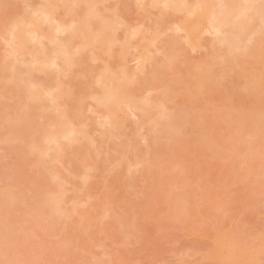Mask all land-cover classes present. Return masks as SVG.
Wrapping results in <instances>:
<instances>
[{"label": "rangeland", "instance_id": "1", "mask_svg": "<svg viewBox=\"0 0 264 264\" xmlns=\"http://www.w3.org/2000/svg\"><path fill=\"white\" fill-rule=\"evenodd\" d=\"M0 1L4 6L7 5L6 9L2 7L4 14L0 13L2 65L7 58L4 53L8 48L5 42L8 37L4 39V27L9 26L10 18L15 16L17 11H21L24 3L22 0ZM37 1L39 0H33ZM138 3V0H107L100 5L101 9L114 5L119 9L120 20L128 23L126 26L129 25L130 28L126 30V26V29L122 27L124 23H121L122 28L120 27L115 35L119 43L115 41L113 48L111 47V55L103 54L102 58L107 60L113 69L120 70L119 67L124 64L130 69L139 68L142 63H139L136 55H139L141 49H134L133 46L139 44L143 36H151V28L153 30L158 21L161 28L159 27L160 31L157 32L161 35L156 41L157 45H154L158 48H150L155 60L147 64L143 71L138 72L134 78L135 82L129 83V89L126 91L156 100L161 106L159 109L161 114H164L163 118L167 116L165 114H169L167 120L161 117L162 126L171 120L170 116H183L178 114L182 106H193L194 109L189 114L187 112L186 124L183 126L179 123L180 127L176 126L175 130L174 125L178 122L172 127L174 118L169 122L171 128H162L159 123L156 124L158 127L154 126L153 129L149 124L139 127L137 121L140 113L135 111V114H132L130 110V113L128 110L121 111L119 122L115 125L103 116L105 107L98 104L101 98L96 95L101 87L93 81L97 71L101 68L103 70L105 62L101 59L91 60L93 57H89V54L93 47H88L81 53L82 56L80 55L83 60L80 56L77 59L79 63H76L72 73L62 77V85L73 87L71 90L74 95L65 97L61 102L68 105L67 109L70 108L76 126L85 129L83 131L86 133L88 131L87 137L91 140H81L82 145L72 141L73 144L70 145L69 140L63 139V142L60 141L63 148L60 146L56 149L55 141L47 139L50 140L48 142L45 139L44 142L51 150L48 145L43 144L48 148V156L41 158L37 151L28 149L27 143L32 141L30 139L33 136L36 138L33 137L34 140L42 137L41 122H44V116L47 118L50 113H41V118L38 114L41 111L33 110L40 105L43 98H40L42 101L36 99L37 104H33V109L28 108L30 99L25 93V74L18 72L11 76V70L3 66L4 69H0L2 84L5 86L0 98V227L3 229L2 224L7 227L0 233V264H264V248L256 251L247 247L253 236L261 234L264 230V185H261L264 183V159L260 155L256 163L250 164L246 170L240 168L243 164L241 153H245V150L249 152V148L251 152L255 150L247 144L251 138L249 132L257 123L254 119L259 114H264V94L261 95V100L256 99L253 92H246L244 89L243 91L241 84L244 77L239 75L243 70L227 69V63L230 64L227 59L231 51H235V47L237 50L238 46H246L244 42L248 43L247 39L252 38L248 45L257 46L262 56L243 57L242 64L250 79L264 77V22L254 16L256 19H253L252 24L258 33L255 32L256 34L249 37L243 32L245 25H237V30L236 26L232 27L243 37L242 43L227 42V32H223V35L206 32L195 39L193 47L185 42V32L175 33L172 30L175 22L184 19V13H173L170 9L164 18L156 20L160 9L151 7L148 0H144L146 10H141L138 9ZM219 9L226 10V6ZM62 12L63 10L61 14ZM237 18H232V21ZM231 23L235 25L234 21ZM230 28L231 26L228 29ZM125 37L131 40V46L126 60H123L119 57V52ZM171 44L174 47L169 52L176 57L169 59L166 66L161 67L158 63L164 61L165 46ZM212 44L216 45L215 49ZM159 48L163 53L157 52ZM11 57L6 61H13ZM204 59L212 62H204ZM79 64L83 66L80 67ZM198 66L205 70L199 78H194V68ZM159 67V78L153 77L151 70L160 69ZM210 69L214 72H210ZM224 69L226 70L223 77L219 76L220 71L223 73ZM79 70L89 74L86 79L78 74ZM174 80H177L176 87L171 84ZM55 84V80L50 82L51 86ZM198 84H204L202 91L198 90ZM189 88L196 92V96L190 98L191 100L188 96H183L187 91L192 95ZM165 91L166 94L162 96ZM257 93H264V80ZM254 108H257V115L253 116L252 121H247L242 129L241 122L247 119V114L242 118L243 112H252ZM181 109L179 112L184 110ZM238 110L243 112L239 113ZM49 119L48 125L46 124L48 128L51 126V130L57 129V126L53 128L54 125ZM43 124L45 126V122ZM35 125L40 128L35 127L38 131L34 134ZM167 129L173 130L171 134L170 131L166 132L168 136L162 133ZM175 134L180 135L176 137ZM37 142L43 143L39 140ZM27 149L30 150L29 153ZM80 151L82 154L89 152L91 157L84 154L83 156L93 158L95 161L90 160L95 166L89 159H84V163ZM122 152L132 160L134 167L129 165L127 160L118 163L123 158ZM150 157H153V160L155 157L156 163L158 161L162 164V173L155 171V162L153 163ZM176 163H180L181 167L188 165L187 171L180 174ZM85 173L90 176L91 181L87 178L88 183L81 179L87 175ZM177 175H180L188 186L191 185L187 193L183 187L177 188L181 180L179 178L176 180L178 182H175L176 190L170 192L172 180ZM28 189H33L34 192ZM30 191L35 195L30 194ZM56 194L61 202L63 200V211L59 212V216L57 212L51 215L54 208L52 212L53 206L46 202L48 195ZM60 194L64 195V199ZM8 199L13 200L9 205L6 204ZM40 202L46 206L44 204L42 208V204L38 205ZM41 208L48 212L42 213ZM180 208L185 210L183 215ZM173 210L175 215L172 214ZM44 217H47V220ZM120 220L122 222H117ZM46 226L51 228L46 230ZM236 233L242 244L239 247H231L230 236ZM247 236L251 239L247 238L248 244L245 240ZM256 242L261 243V239ZM16 259L21 262L17 263Z\"/></svg>", "mask_w": 264, "mask_h": 264}, {"label": "bare ground", "instance_id": "2", "mask_svg": "<svg viewBox=\"0 0 264 264\" xmlns=\"http://www.w3.org/2000/svg\"><path fill=\"white\" fill-rule=\"evenodd\" d=\"M22 1L24 3V6L21 9V11H17L15 13V16L10 18L11 20L9 21V26L4 27V29H5L4 33L6 32L4 35L5 36L4 39H6L8 37L5 40V42L7 43L8 48H9V49L7 48L5 50L4 56L7 58H9V56H12L14 59L11 57V59L13 61H6V59H7L6 58L5 63L2 62L3 64L0 65V69H2V68L4 69L3 66H5L7 69H10L11 70L10 73L12 72L11 76L15 75V73H18V72L20 74H25V76H26L24 79L25 80L24 84L26 86V92L25 93L27 94V96L30 99L29 103H27V105L29 106L28 108L33 109L34 105L37 104L36 103L37 100L39 99L40 101H42L41 99L43 98L44 103L42 101L40 103V105L38 107L36 106L33 110L38 109L39 112L41 111L40 113H38L39 115L41 113L42 114L50 113L51 115L49 114L48 117L49 116H51L52 118L54 117L53 118L54 123L51 120L52 118L49 119L48 117L46 118L45 116H44V119H46V120L39 119L42 121L44 120L46 127L43 124L44 122L36 121V122H41V124L43 126V128H41L42 129V137L41 138L43 140L41 141L40 140L41 138L40 139L38 138V140L40 142H43V143L39 144V142H37L38 140L33 139V137H34L33 136L32 139H30L32 141H29L30 143L29 142L27 143V145L29 146V147L27 146L28 149L30 148V150L37 151L39 154V157L44 158V156H46V157L48 156L47 155L48 154V148L51 150V147H49V145L44 142L45 139H46L45 141H48V142L50 140L55 141L57 143L56 149H59L60 146L63 148V144L60 143V141L63 142V139L69 140L68 143L70 145L73 144V142L74 143L80 142L79 144L82 145L83 140H84V142L86 139L91 140V138L87 137V136H89L87 130H86L87 131V133H86L85 131H83L85 129H79L76 126L74 119H73V116L71 115V112L69 110L70 108L68 107V109H67L68 105L66 103L62 104L63 99L65 97L67 98V97H71L72 94L74 95V93H73L74 91L71 90V88L73 89V87L69 88L66 86V84L62 85L63 82H61V81H63V79H62L63 76H67V75L72 73L76 63L77 64L79 63L77 59H79L82 56L83 52L88 47H93L92 51L90 50L91 48L89 49V53L91 51L90 54L92 55V56H90V54H89V57H93V58H91V60L96 61L98 59L99 60L101 59L105 62V65L103 66V70L101 68V70L97 71V73L95 72L96 73L95 76L93 75L94 76L93 81H95V83L101 87L100 91H98L96 95H98L97 97H99V99L101 98V102L98 104H102V106L105 107V111L103 113L104 117L108 118L109 120H111V122H114V124L116 125L119 122V118H120L119 114L121 113V111L126 112L127 110L128 111L130 110L132 114H135L134 112L138 111L140 113L139 119L137 121L138 122L137 125L139 127H143L144 124H149V125H151L150 126L151 129H153V127L155 126V128H156V126H157L156 124L159 123V125H161L162 128H163V126H164V128H166V127L171 128V125L169 124V122L172 120V118H174V116H172V117L170 116L171 120L167 123L168 125L164 124L162 126L163 122H160V119L163 118L164 114H161L162 113V111L160 110L161 106L158 105V102H156V100H154V99L151 100L148 97L136 94L134 92H127L126 91L127 89H129V86H128L129 83L135 82L134 78L136 77L138 72L143 71L144 68H147V66H146L147 64H151L155 60L154 59L155 56L151 55L152 52H150V50H151L150 48L154 47V45H157L156 41H158V37L161 35V34L159 35L157 32L158 30L160 31V29H159L160 23H157L158 21L156 22L155 27L153 26L154 29L152 30V28H151V32H152L150 34L151 36H147V37L145 36L146 38L143 36L142 40L139 41L140 43L136 44V46L135 45L133 46L134 49H136V48L141 49L140 53H138L139 55L138 56L136 55V59L138 58L139 63L140 64L142 63L143 67H141L142 66V64H141V66L139 67L140 69L139 68L130 69L126 64H124V65H121V67H119L120 70H118V69H113L112 66H110V63L107 60H104L102 58L103 54L111 55V49L113 48L112 45L114 44L115 41L118 42V40H119L118 38L117 39L115 38L116 37L115 35L118 32L117 30L121 27V23L123 22V20L122 21L120 20L121 17H120V13L118 12L119 9L115 8L114 5L112 7L109 6L110 8L108 7L105 9L104 8L101 9L100 5L103 4V2L107 1V0H39L37 2H33V0H22ZM143 1L144 0H138V2H139L138 3L139 5L137 4V6H139L138 9L141 8V10H146V8H145L146 3L144 4ZM257 1L260 2L262 0H257ZM257 1L256 0H237V1L236 0H220L218 2V0H148V4L151 7L160 9L156 20H159L160 18L162 19V17L164 18L165 15H167V10H170V9H172L173 13L174 12L184 13V19L181 21L175 22L172 30L175 33L176 32H185V37H186L185 42H187L190 45H192L193 47H195V41H196L195 39H198L199 37L204 35V33H206V32H212L215 35H219L220 33H222V35H223V32H227L229 35V38L226 37V38H228L227 39L228 41L227 40H225V41L230 42V44L238 43L240 41L242 43L244 41L243 37L240 34H238V31L235 32L232 27L236 26V30H237L238 27L239 26L241 27L242 24H243V26L245 25V27H243V32L245 34H248V37H249V35L254 34L255 32L258 33V31L254 30L255 27L252 24V22H253V19L255 20L256 18L260 19L261 21L264 22V1H262V3L260 2V4H256ZM1 2L2 1H0V13L3 12L2 7H5V9H6V6H7L6 4L4 6V4H1ZM5 2L7 3V1H4V3ZM224 6H226V10L225 9H223V10L219 9V8H223ZM62 10L64 13L62 12V14H61ZM219 10H221V11H219ZM5 12H6V10H5ZM253 12L255 15H253ZM3 14H4V12H3ZM168 14H169V12H168ZM254 16H256V18H253ZM237 17H239V19ZM232 18H237L236 21L233 20L235 25H232V23H231V22H233ZM189 22H192V23L190 24ZM248 22H250V24ZM126 24H128V23H126ZM126 24L125 23L122 24V27L125 28ZM237 25H239V26L237 27ZM127 26H126L127 29L126 28L125 29L126 30L130 29L129 25H127ZM230 26H231L232 30H230L231 28L228 29ZM256 29H257V27H256ZM149 30L147 29V31H149ZM159 33H161V32H159ZM0 34H2V32H0ZM6 34H7V36H6ZM252 36H254V35H252ZM124 39H123V41H125V42H122V45L124 44L123 45L124 48L123 47L121 48L122 50H120V52H119V57L122 58L123 60H126V56L129 53L128 50L130 49L129 47L131 46V45L129 46V44L131 43V40L126 38V37ZM223 39H225L224 36H223ZM217 40H219V39H217ZM247 40L249 43L250 40L249 39H247ZM246 43H247V41L244 42V44L246 46H244V47H243V45H242V47L238 46L237 50L235 47V51H231L232 52V53H230L231 58L229 56V58L227 59V61L230 62V64L227 63V67H229L227 69H229L230 71H235L236 68H241V70H243V73H241L239 75L244 77V81L241 84L242 85L241 89L242 90L244 89L246 92H253V94L255 95V98L260 99L261 95H263L264 93H257V90L260 89V85L262 84L264 77L254 78L253 80L250 79L249 76L247 75L248 72L246 69H244V65L242 63H243V59L245 57H249V56L250 57H252V56L253 57H261L262 53L261 54L259 53L257 46H252V44H251V46H249L248 43L247 44ZM174 45H175V43H174ZM174 45L171 44V45L165 46L166 50L164 51V55H165L164 61L158 63L159 65H161V67L166 66V64H167L166 61H169V59L171 60L172 58L176 57L175 54H172L169 52L170 49H173ZM214 46H216V45H213V47ZM247 46H249V47H247ZM165 47H163V49H165ZM154 48L157 49L158 47L157 48L154 47ZM213 49H215V47ZM232 50H234V49H232ZM159 51H160V48L157 50V52H159ZM160 52H162V51H160ZM84 57H86V56H84ZM80 59H82V57ZM204 62H210L211 63L212 61L204 59ZM79 66H80V64H79ZM82 66H83V64H82ZM82 66H80V67H82ZM85 68H87V67H85ZM194 70L196 71L193 73L194 78L195 77L199 78L200 74L205 69L200 68L198 66L197 68H194ZM225 70L226 69L223 70V73H221L222 71H220L219 76L221 75V77H223ZM207 71H208V69H207ZM210 72H214V71H212V69H210ZM85 73H86V71H85ZM85 73H84V71L79 70L78 74L80 76H82L84 79H86V77L89 74L86 75ZM150 73H152L153 77L157 76L159 78V75L161 74V68L156 69V70L152 69ZM236 73H238V72H236ZM40 75H43L44 77L41 78L42 76H40ZM162 75H163V73H162ZM53 80L56 81V84L51 86L50 82ZM176 81L177 80H174L171 83L173 87L174 86L176 87ZM2 82H3V77H2V74L0 73V83H1L0 84V98H1V93L3 91V86H4L2 84ZM198 86H200L198 90L202 91L204 88V84H198ZM164 90L162 89V91H164ZM190 90H192V89H190ZM186 91H187V89H186ZM189 92L190 91H187V93H186L187 95L186 94L184 95V93H183V96H185V97L188 96V99L191 100L194 96H196V92L194 93V91L192 90L191 91L192 95ZM165 94H166V91L164 94L162 93V96ZM44 96H45V99H44ZM186 98H184V99L186 100ZM173 99L174 98H172V100ZM262 99L263 98H261V100ZM189 100H187V101H189ZM32 102H34V103H32ZM183 108H184V110H183ZM180 109L181 108H179V110H178V114H182L183 116L180 115L181 116L180 117L176 113L179 116V117H177L176 114L173 113V115L175 114L176 117L174 118L175 122L172 123V127L174 124H177V122H178L177 125H174V128H173L174 130H175L176 126L178 127L179 123H180V125L183 124V126L186 124V121L188 120L187 112L189 114V112H191V110L194 109V107L193 106L188 107V105H187V107L182 106L181 111L183 110L182 111L183 113L179 112ZM235 109L237 110V108H235ZM256 109L257 108H254V109H252V112H248V113L245 111L243 112L241 110H238L239 113L243 112L242 118L244 117V115L247 114L246 115L247 119L245 121L241 122L242 123L241 124L242 129L246 125L247 121H252L253 116L257 115V111H255ZM123 110H125V111H123ZM157 110H158V112H157ZM130 111H129V113H130ZM51 112H53V113H51ZM47 114H46V116H47ZM158 114H160V115H158ZM168 115L169 114H165L166 120L169 119ZM158 116H159V118L157 119ZM40 117L42 118L41 115H40ZM33 118H34V116H33ZM33 118H31V120ZM48 119L51 120L52 125H54L53 128H56L55 126H57V129L51 130V126H50V129L48 128L49 127V126H47L48 125ZM181 119H186V120L181 121ZM254 120L257 121V123L255 125V128L251 129V131L249 132L250 133L249 135L251 136L252 139L250 138L248 140L249 142L247 145L249 147H251L252 150H254V149L255 150H254V152L253 151L251 152L250 151L251 149L249 148V152H246V150H245L244 151L245 153H241L242 154L241 157L243 156L242 157L243 158V160H242L243 164L241 165L240 168L244 169V170H246L250 164H255L256 160H258L260 158V155L262 156V159H264V114H259V116ZM33 122L34 121H32V123ZM165 125H167V126H165ZM180 125H179V127H180ZM35 127H36V125L33 127L34 130H36V128H38V129L40 128L39 126H37L36 128ZM41 129L39 130V132H41ZM158 130H160V129H158ZM37 131L38 130L33 131V133L35 134V132H37ZM168 131H170V129L169 130L167 129V131H165V132L162 131V133H164V135L168 136L166 133ZM172 131H170L169 134H171ZM13 134H12V136H13ZM36 134H40V133H36ZM164 135L162 134V136H164ZM176 135L177 134H175V136ZM179 135L180 134H178V136H176V137H179ZM8 136H10V131H9ZM161 138L163 139V137H161ZM8 139H11V137H8ZM47 139H50V140H47ZM87 142H89V141H87ZM43 144L48 145V148L46 147V145L43 146ZM84 146L85 145L83 144V147ZM174 148L170 150V154H171V151L174 150ZM28 149L26 151L29 153L30 150H28ZM79 149H80V147H79ZM81 149L83 150V148H81ZM78 152H79V150H78ZM30 153L34 154V152H30ZM49 153H50V151H49ZM80 153L82 154L81 151H80ZM88 153L87 154L83 153V154H84V156L87 155V156L91 157V155H88ZM122 153L121 154L123 155L122 156L123 158L120 159V161H118V163L119 162L122 163L123 161L127 160L128 164L131 165L132 167H134L133 164H131L132 160H130V158L127 156V154L126 153L124 154V152H122ZM38 154H36V155H38ZM83 154L81 155V159L84 157ZM90 157H84L82 159V161L85 163L86 162L85 160L89 159L90 163L93 166H95V164L92 163L90 160L93 158H90ZM168 157H169V155H168ZM150 159H151V157H150ZM165 159H167L166 156H165ZM151 160H153V157ZM156 160L154 157L153 163L155 162L154 164L156 165V169L155 168L154 169L156 172L158 171V172L162 173L163 166L161 163H158V161L156 163ZM93 161H95V160L93 159ZM144 162H146V161H144ZM137 163H138V161H137ZM185 164H189V163H183V165H185ZM186 166H188V165L181 167L180 163H179V165H178V163H176V167L179 169L180 174L185 173V170L187 171L188 167H186ZM92 168H94V167H92ZM129 168H130V166H129ZM129 170H131V168ZM155 171H154V173H155ZM85 174H87V173H85ZM85 174H83V175H85ZM53 175H55V174H53ZM83 175H81V176H83ZM42 176H44V174ZM86 176H83V178H81V179H83V182L86 181L85 183H88L89 181H91V180H89L90 176H89V174H87ZM179 176L180 175H177L176 177L174 176L175 178H174V180H172V186L170 188L171 193L174 192V190H176V183L178 182V181L176 182V180H178V178L181 180H180V182H178L179 186H177V188L181 186L184 188L185 192L187 193V191L189 190V188L191 186L190 184L188 186V184L185 183L184 181H182V178ZM54 178H55V176H54ZM87 178L89 181L87 180ZM261 185H264V183H261ZM37 186H38V184L36 183V187ZM28 190L32 191L33 189H28ZM0 191H1V189H0ZM31 191H30V194H32ZM32 192H34V190ZM32 195H35V193ZM55 196L48 195L46 202H48L47 204L53 206L51 209L52 212H53V208H54V212L52 213L51 211H49V213L51 212L52 213L51 215H53V214H55V212H57L58 216H59V212L61 210L63 211L62 204H61L63 202V200L61 202L60 198L58 197L59 195H57V197H55ZM61 196L64 199V195H61ZM31 198L33 199L32 196H31ZM10 202H13V200L8 199L6 201V204L9 205ZM24 202H26V200H24ZM41 204H42V202H40V204H38V205L41 206ZM44 204H42V206H41L42 208H43ZM44 206H46V204ZM217 206L218 207L220 206L219 203H217ZM47 208H48V206H47ZM42 211H43L42 213H45V214L48 212V211L46 212V210H44V209H42ZM180 212H182V215H183V212H185V210L183 211V209L180 208ZM180 212H179V214L181 215ZM42 213H41V215H42ZM172 214L175 215L174 210H173ZM47 216H48V214H47ZM60 216H61V214H60ZM51 217L53 218L52 220L54 221V217L53 216H51ZM44 218L46 219L47 217H44ZM117 222H122V220L117 221ZM46 224L49 225V222L47 223V221H46ZM122 224H121V226L124 227V225H122ZM124 224H126V223H124ZM2 225H3V229H2V227H0V230L2 229L0 231V233L7 227V225H5V224H2ZM47 226H46V228H47ZM51 226H50V228H51ZM123 227H121V228H123ZM43 228H45V226H43ZM48 228L46 230H48ZM263 232H264V230H262L260 232L262 235L261 234L257 235V236L261 235L259 237L261 239V243L256 242V240L258 241V239H259V238H257L256 235L253 236V234H252V236L254 237V238L253 237L252 238L254 240L256 239L255 241H253V239L247 233V235L252 239V241H250L251 239L248 238V236H247V237H245L246 243H247V238L250 239L249 240L250 242H249V244L247 243L248 245L246 243H243V244H246L249 249L251 247V249H256V251L258 249H261V248L263 250V248H264V242H263L264 241V233ZM126 234H128V232ZM22 235H24V233H22ZM19 236L21 238L23 237L21 235H19ZM25 236H26V234H25ZM238 238H239V235L237 233L232 234V236H230L231 247H235V246L239 247L242 244L239 242ZM245 240L243 242H245ZM254 242H256V243H254ZM256 244H258V246H256ZM5 257H7V256H4V258ZM231 257H232V255H230V258ZM13 258H15V257H13ZM10 260H12V259H10ZM16 260H17V263L20 261V259L19 260L16 259ZM14 261H15V259H14ZM257 263H259V261H257Z\"/></svg>", "mask_w": 264, "mask_h": 264}]
</instances>
